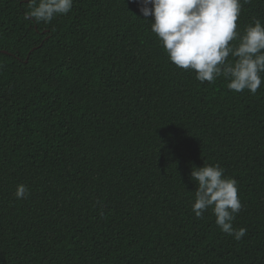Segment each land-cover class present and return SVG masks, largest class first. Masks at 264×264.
I'll use <instances>...</instances> for the list:
<instances>
[{"label":"trees","instance_id":"16d2710c","mask_svg":"<svg viewBox=\"0 0 264 264\" xmlns=\"http://www.w3.org/2000/svg\"><path fill=\"white\" fill-rule=\"evenodd\" d=\"M241 3L239 33L264 24V0ZM142 6L73 0L36 24L0 0V264H264V82L196 80ZM203 165L238 182L240 241L192 211Z\"/></svg>","mask_w":264,"mask_h":264},{"label":"clouds","instance_id":"9594fccd","mask_svg":"<svg viewBox=\"0 0 264 264\" xmlns=\"http://www.w3.org/2000/svg\"><path fill=\"white\" fill-rule=\"evenodd\" d=\"M140 12L151 16V31L167 53L169 61L180 69L194 70L201 83H214L219 77L228 80L227 88L237 93L247 89L256 94L264 77V24L259 19L237 31L241 0H139ZM250 3L251 0H243ZM24 17L36 24L50 23L68 14L73 0H27ZM237 41L236 44L231 42ZM229 56L232 57L229 60ZM197 182L192 211L202 218L207 210L215 216L220 230L236 241L246 228L235 229L233 221L242 209L237 181L224 175L219 165L193 168ZM17 199L28 195V188L17 185Z\"/></svg>","mask_w":264,"mask_h":264}]
</instances>
